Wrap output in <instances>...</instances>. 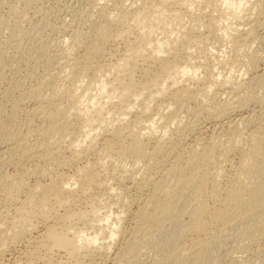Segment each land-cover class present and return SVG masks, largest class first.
Wrapping results in <instances>:
<instances>
[{"label": "bare ground", "instance_id": "6f19581e", "mask_svg": "<svg viewBox=\"0 0 264 264\" xmlns=\"http://www.w3.org/2000/svg\"><path fill=\"white\" fill-rule=\"evenodd\" d=\"M42 3L0 0V86L21 74L0 87V264L22 242V264H247L264 0H91L69 23Z\"/></svg>", "mask_w": 264, "mask_h": 264}, {"label": "rangeland", "instance_id": "374dc122", "mask_svg": "<svg viewBox=\"0 0 264 264\" xmlns=\"http://www.w3.org/2000/svg\"><path fill=\"white\" fill-rule=\"evenodd\" d=\"M5 1H9V2H11L12 0H5ZM85 1V2H84ZM128 1V0H127ZM91 2V0H43V3H44V5L45 4H47L50 8L49 9H52L53 8V10L55 9V11H53V13H55V14H59V13H56V10H60L59 12H60V19L62 20V18L61 17H63V21H65V23H69V21L71 20V18H72V14H73V12H75V10L76 11H80V9H81V11L86 7V6H88L89 4L88 3H90ZM42 3V4H43ZM85 3V4H84ZM87 3V4H86ZM70 4V5H69ZM21 5V4H20ZM46 5V6H47ZM69 5V6H68ZM79 6V7H78ZM83 6H84V8H83ZM83 8V9H82ZM73 9V10H72ZM75 9V10H74ZM72 10V11H71ZM4 11L2 10L1 11V13H3ZM62 12V13H61ZM4 14V13H3ZM29 15H30V12H29ZM66 19H65V18ZM69 17H71V18H69ZM58 20H60L59 18H57ZM57 19L55 20H53L52 19V22L54 23V25H56L57 24V26L59 25V21H57ZM69 20V21H68ZM257 34V35H256ZM65 37H66V34L64 33L63 34ZM255 35L257 36V37H263L264 38V32H262V30L260 31V29H257L256 30V33H255ZM57 35H54V37H56ZM118 44L116 43V44H113V46L115 47H113L112 45L111 46H109L110 48H108V52L109 53H112L113 55H115L116 53L115 52H117V50H118V48H120V45L119 46H117ZM117 48V49H116ZM113 49H114V51H113ZM109 53H108V55L107 56H109ZM108 57H106V59H107ZM9 61H11V58L9 59ZM8 70V71H7ZM6 70V79L7 80H5L1 85H4V86H6V84H7V82H8V79H9V77H20L21 76V74H19V73H14L13 71H11V70H9V69H7ZM13 73H11V72ZM8 72H10L9 74H8ZM8 74V75H7ZM13 75V76H11V75ZM18 74V75H17ZM10 75V76H9ZM17 75V76H16ZM20 75V76H19ZM6 83V84H5ZM4 86H2V87H4ZM1 87V86H0ZM1 87V88H2ZM26 106H28V104H26ZM255 107L257 110H258V108H257V106H251L249 109L250 110H247V111H245L244 112V115H247V114H251V110H253V108ZM254 108V109H255ZM254 110L253 112L254 113H256V111L257 110ZM252 112V113H253ZM202 125H203V127H206V128H203V130H202V132L199 134L200 135V137H202V138H204V137H209L208 136V134L210 135L211 134V130H212V126L209 124V123H207V122H203L202 123ZM211 126V127H210ZM99 146V145H98ZM2 151V148L0 147V152ZM63 154V153H62ZM70 153H68V151H64V157L66 158V157H69L70 155H69ZM0 156H1V153H0ZM92 156H90V158H91ZM89 158V159H90ZM85 161H86V159H84V160H81V161H78V162H74L73 164H71L70 166H68L69 168H57V167H55V168H57L58 170H56V172H58V173H60V171H61V173L62 174H65V175H70V174H72L74 171H75V168H77V167H79V166H81V165H83L84 163H85ZM80 162V163H79ZM76 163V164H75ZM79 164V166H77L78 164ZM82 163V164H81ZM6 168H7V171H9V172H13V169H14V167H11V166H6ZM61 169V170H60ZM14 171H15V169H14ZM38 179V181H45V179H43V178H37ZM114 184H117V185H114V186H118L119 184H118V181L116 182V180H115V182H113ZM120 183V182H119ZM133 190H131V192H132ZM133 193H134V191H133ZM1 202H0V207H1ZM130 220V221H129ZM132 220L131 219H129V217H126L125 218V220L123 221V227L124 228H126L125 230H129L130 229V227L132 226V222H131ZM130 225V226H129ZM40 229H42V226H40L39 227ZM38 228V229H39ZM39 229V230H40ZM34 235H37V234H34ZM227 239V240H226ZM226 239H223V241L221 242L222 244H221V255H222V258H224L225 256L224 255H226V254H228L231 250H232V247H234V244H233V241H230V239L231 238H226ZM226 240V241H225ZM232 240V239H231ZM118 242H120V241H118ZM117 242V243H118ZM260 245H258L259 247H258V250H256L254 253H252V255H250V256H248V257H246L245 259H246V262H247V264H264V241L263 240H261L260 242ZM28 243H26V242H22V243H20V244H18V245H16L15 247H13V248H11L10 250H9V252H8V254H7V256H6V258H5V260H4V264H22L20 261L21 260H23V258H21V257H23V253L26 251L25 249H28V248H30L29 247V245H27ZM25 245V246H24ZM229 246V247H228ZM223 248V249H222ZM260 248V249H259ZM25 250V251H24ZM22 251V252H21ZM257 251H259V252H257ZM96 260H95V262H99L98 261V258H95ZM222 260H224V259H221V261L219 262L220 264H225V261H222ZM16 261V262H15ZM88 262V261H87ZM87 262H85L84 264H87ZM35 264H41V262H37V263H35ZM90 264V263H89Z\"/></svg>", "mask_w": 264, "mask_h": 264}]
</instances>
